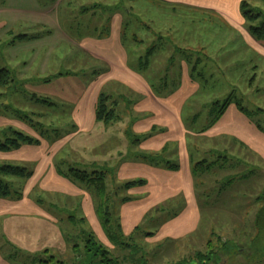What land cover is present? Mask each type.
Instances as JSON below:
<instances>
[{
	"label": "rangeland",
	"instance_id": "1",
	"mask_svg": "<svg viewBox=\"0 0 264 264\" xmlns=\"http://www.w3.org/2000/svg\"><path fill=\"white\" fill-rule=\"evenodd\" d=\"M251 5L264 12L263 0ZM115 6L120 8L116 10ZM135 6L129 0H0V70L13 72L9 85L0 86V140L5 143V133L14 137L13 133L20 132L51 145L61 143L54 163L62 170L105 171L106 202L97 200L96 193L84 185L76 186L80 192H87L95 210L101 204L104 208L109 206L119 222L123 205L142 197L130 193L124 184L139 180L147 181V186L149 183V179L135 174L131 178L122 177L121 168L126 164L148 163L165 170H169L170 165L178 166L177 171H180L181 153L185 152L184 159L189 161L194 184L191 202L197 204L201 215L198 229L179 240L162 234L164 226L174 223L190 205L187 192H180L151 209L138 225L140 250L131 257L129 251H116L117 255L127 256L128 264L185 261L196 264L195 255L206 250L212 233L233 241L244 252L262 205L254 202L264 191V163L232 143L226 144L224 139L210 136L209 132L211 121L230 97L247 109L254 122L262 121L263 125L259 126L264 129V65L256 60L249 66V58L241 55V49L230 50L237 47V42H232L239 39L234 36L232 40V30L217 15L177 10L149 16L148 2L138 1V9L132 10ZM142 9L147 12L141 14ZM112 12L117 13L114 27L122 29L129 69L139 73L155 94L168 97L180 87L183 62L199 85V92L185 97L187 104L182 119L186 126V148L170 144L164 152H157L159 154L144 151L143 144L154 133H162L163 130H159L162 127L151 131V113L146 111L148 98L118 82L108 83L103 91L109 95L105 103L107 110L116 113L113 121L99 122L93 130L83 133L76 127L73 114L80 99L96 80L109 72L108 66L94 60L89 53L83 54L77 43L108 35L104 31L111 32ZM262 21L250 25L258 27ZM51 49L55 52L49 56ZM231 51L234 55L239 51L236 54L239 57L232 58L234 56L228 54ZM44 73L46 75L41 76ZM217 103L219 107L214 106ZM138 124L143 126L139 132ZM181 136L176 135V138ZM221 154L228 159L220 161L218 167L223 168L217 170L216 176L206 178L201 168L196 170L197 164L212 163ZM1 157L0 165L25 168L29 173L35 170L32 162L3 161ZM249 171L256 176L250 181L241 180ZM233 176L237 179L229 186L227 177ZM7 179L12 182L15 178ZM29 180H14L12 196L23 200L30 193L34 201L42 200L39 205L50 212L57 224L53 227L38 215L3 217L0 254L6 262L41 264L55 257L65 264H76L73 246L82 245L84 236L91 231L101 244L113 248L102 227L98 223L97 227L87 217L83 208L84 194L60 197L58 193L39 190L26 192ZM126 199L129 201L125 202ZM147 234L155 237L148 242L143 239ZM83 256L82 264H87ZM220 258L223 264L250 262L245 255L232 252L222 253Z\"/></svg>",
	"mask_w": 264,
	"mask_h": 264
},
{
	"label": "crops",
	"instance_id": "2",
	"mask_svg": "<svg viewBox=\"0 0 264 264\" xmlns=\"http://www.w3.org/2000/svg\"><path fill=\"white\" fill-rule=\"evenodd\" d=\"M138 1L141 0H129L131 5L132 3L136 5L132 10L138 9ZM143 1L149 3V16H153V14L157 12L162 13L177 10L181 12H195L203 15H217L227 23L229 29L232 30V40L234 36L239 39L232 42H237V47L235 48V46H233L230 50L241 49V55L244 58H249V66L253 65L256 60H261V63L264 65V41H262V39L257 40L249 33L248 25L241 13V4L244 1L256 4L261 0H142V2ZM146 12V10H143L141 14ZM116 14L117 13L112 12L113 18L110 23L111 32L108 33L107 30L104 31V33L108 35L84 39L81 44L77 43V46L83 50V54L89 53L94 60L108 66L109 72L96 80L80 99L76 111L73 114L76 127L83 133L93 130L99 125L96 119V107L99 96L101 92L105 90L108 83L118 82L122 86L131 89L136 94L148 98L149 109L146 108V111L151 113L149 114L151 131H154L156 127H162L159 129L163 130L162 133H154V136L152 135L151 139H148L143 144V146H145L143 148L144 151L151 153L162 152L165 147L170 144H178L181 149L183 146L186 148V144L184 143L186 126L182 119L185 104H187L185 97L199 92V85L192 79L188 66L183 62L180 66V87L168 97L162 95L164 97L161 98V96L155 94L151 85L148 84L139 73L133 70L131 71L128 67L129 56L123 44L122 29L117 30L114 27L116 22L114 17ZM51 50L49 56L55 52V49ZM238 52H236V54ZM232 53L234 52H228L231 57L234 56L232 58L239 57ZM152 57L153 56H150V59H152ZM150 59L149 63L151 61ZM249 70H251L250 67L248 72ZM45 75L46 73L41 76ZM45 80H48V78H45ZM144 102H147V100ZM236 104L237 103L233 102V104L229 105L224 115L216 121L215 124L211 125L209 135L216 139H224L226 144L232 143L235 147L237 146L242 151L253 154L264 163V131L258 127L259 124L263 125V123H261L262 121L260 120H256L255 122L258 123L256 124L250 116H246L239 110ZM243 108L247 111L244 106ZM140 126V124L137 125V132L141 131L139 130ZM140 129H143V126H141ZM165 130L167 131L165 132ZM176 135L182 136L176 138ZM38 140V145H25L21 149L9 153L0 152V156H2L1 158L3 161L14 160L20 163L32 162L35 164V170L32 178L28 182L26 192L39 190L46 193H58L60 197L61 195L66 197H68V195H80L82 192H80L76 185L59 175L57 165L54 163L58 151L60 150L59 146L61 143H58L59 145L57 143L51 145L41 138ZM184 153H181V170L177 172L138 163L126 164L121 168L122 177L131 178V176L135 174L147 180L149 179L148 186L145 185L144 187L135 188L130 191V193L136 195L140 194L142 197L135 202L129 201L122 207L120 223L123 226L124 233L127 235L133 233L135 229L139 227L138 225L147 217L151 209L160 205L162 202L168 201L171 196L180 192H187L190 198V205L181 217L174 220V223H169L164 226L162 234L164 237H171L175 240H179L196 232L200 224L201 215L197 204L194 201L191 202L192 196L190 197V194L192 193L194 184L191 175V166L188 160L185 161ZM82 194L85 195L83 208L87 217L95 222L97 227L98 224L101 227L90 196L87 192H83ZM10 214L22 217L38 215L41 219L44 218V220L53 227L57 224V220L51 216L50 212L47 213L44 211L42 207L31 198L30 193L27 194V197L23 200L0 199V220ZM150 240L153 239H147L148 242H150ZM0 264H9L2 258L1 254Z\"/></svg>",
	"mask_w": 264,
	"mask_h": 264
},
{
	"label": "trees",
	"instance_id": "3",
	"mask_svg": "<svg viewBox=\"0 0 264 264\" xmlns=\"http://www.w3.org/2000/svg\"><path fill=\"white\" fill-rule=\"evenodd\" d=\"M120 6L116 7V10L119 9ZM241 13L243 18L245 19L249 33L255 37L257 40H261L264 38V12L260 11V9H255L252 7L250 2L244 1L241 4ZM263 19L262 23L256 26L250 25L252 22H259V20ZM21 39H25L21 37ZM13 78V72L8 71L7 69L0 70V86L6 87L9 85L10 81ZM18 88V87H16ZM109 99V95L107 93L101 92L97 107H96V119L98 122H111L116 117V113L114 110L108 111L105 106L106 101ZM233 104L231 97L221 106V109L217 112V116L211 121V125L215 124L225 113L226 109L229 105ZM215 107H219L220 104L217 103L214 105ZM236 106L241 110L246 116H249V113L243 108L240 103H237ZM259 129L264 131L261 126H258ZM11 129V128H10ZM208 129V127L206 128ZM155 130V129H154ZM14 137H10L5 133V143L0 140V152L9 153L12 151H16L21 149L25 145H38L39 140L34 139L31 136L26 135L25 133L15 132L13 133ZM169 146H167L168 148ZM166 148V149H167ZM164 149L162 152H164ZM159 154V153H156ZM155 155V153H154ZM227 155H220L218 159L212 163L203 161L196 166V170L198 167L201 168L202 175L206 178L216 176L217 170L222 169L218 167V164L222 160L227 161ZM148 164V163H147ZM149 164L151 162L149 161ZM237 164V163H236ZM238 165V164H237ZM158 166V165H155ZM164 167V166H163ZM167 167V166H166ZM170 171L179 169L178 166L170 165L168 167ZM57 170L60 176L69 180L74 185H84L93 193H96L97 200L101 199L102 202H106L104 197L107 192V173L105 171H94L89 173L85 170H79L70 168L68 170H62V168L57 165ZM33 176V173H29V171L25 168L15 167L11 165H0V199H9V200H20L16 199L15 196H12L11 186L14 180L23 179L29 180ZM253 171H249L247 175L241 177V180L245 181L246 178L250 181L253 177H255ZM7 178H15L10 182ZM227 184L231 186L237 177H227ZM226 179V180H227ZM225 180V179H224ZM247 181V180H246ZM147 184L145 180L139 181H131L129 183L124 184V188L126 190H132L139 187H144ZM108 201V200H107ZM129 201L126 199L125 202ZM38 204H41L43 201L38 199L36 201ZM97 202V201H96ZM255 204L259 205V211L256 216L255 228L252 233L248 235V241L246 244V249L242 252V249L239 245L234 244L233 241L227 240L222 236H217L214 233L211 234L210 239L207 242V247L205 251L197 253L195 255L196 264H223V259L220 258L222 253L232 252L234 255H245L250 259L249 264H264V191L257 195L255 199ZM104 205V204H103ZM101 204L98 206L96 213L100 220L101 227L109 241V243L113 246V248L105 247L100 243L96 234L91 231L88 232V236H84V240L82 245L77 243L73 246V251L75 252L74 259L76 260V264H82L81 257L86 259L87 264H128L127 256H121V253L117 255L116 251L120 252H131L130 257L134 252H138L140 248L138 247V233L137 231L140 229L139 227L135 229V231L129 235H125L123 232V228L121 227V223L117 221L114 214L113 209H110L109 206L106 208ZM56 209L54 205H51ZM71 218V217H70ZM69 218V219H70ZM72 219V218H71ZM85 221V220H84ZM155 237L154 235L147 234L143 239H150ZM244 237V236H243ZM84 246V247H83ZM83 247V248H82ZM116 253V254H115ZM244 253V254H243ZM214 259L218 260L215 262ZM81 261V262H79ZM65 264V262L61 258L52 257L50 261L45 262L42 261L41 264ZM142 264V263H141ZM176 264H188L187 261L183 263Z\"/></svg>",
	"mask_w": 264,
	"mask_h": 264
}]
</instances>
